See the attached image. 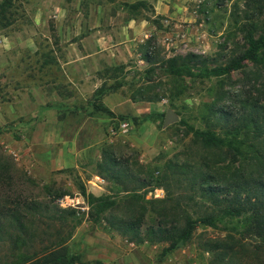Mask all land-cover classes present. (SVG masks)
I'll use <instances>...</instances> for the list:
<instances>
[{"label":"rangeland","instance_id":"1","mask_svg":"<svg viewBox=\"0 0 264 264\" xmlns=\"http://www.w3.org/2000/svg\"><path fill=\"white\" fill-rule=\"evenodd\" d=\"M246 1L11 2L6 19H0V207L5 198L17 196L39 206L35 211L18 208L27 230L25 244L18 248L9 238L12 223L0 214V264L33 252L42 258V249L52 244L76 254L83 264H103L95 258H133L125 264H210L206 240L225 241L237 252L245 242L259 243L229 225L197 226L189 240L163 252L167 241L137 242L104 219L113 215L126 220L142 212L144 231L159 211L168 224L171 214L194 215L205 202L189 184V169L226 174L242 166L246 173L253 170L248 162L222 159L219 150L193 131L220 133L224 125L214 113L220 105L235 116L242 111L240 101L256 98L264 110V64L243 60L239 68L210 78L173 76L155 65L144 78L141 72L148 64L139 49L148 39L156 59L191 52L205 57L207 65H224L244 50L248 30L254 35L264 30V8L257 13ZM137 2L142 3L129 7ZM129 19H146L151 26L123 31ZM101 85L114 87L105 95L129 99L142 90L152 99L135 101L141 107L137 116L117 115L103 105V96L92 98ZM166 109L173 110L176 120L163 127ZM121 122L127 123L125 130ZM169 164L183 171L175 167V173ZM82 188L116 205L91 207ZM64 196L74 197L76 207H60ZM256 258L264 264L262 251ZM237 259L257 264L249 253Z\"/></svg>","mask_w":264,"mask_h":264},{"label":"trees","instance_id":"2","mask_svg":"<svg viewBox=\"0 0 264 264\" xmlns=\"http://www.w3.org/2000/svg\"><path fill=\"white\" fill-rule=\"evenodd\" d=\"M13 0H0V19H6V11ZM142 2L129 4L130 8H135ZM247 7L256 9V12L264 8V0H247ZM264 28V23H263ZM148 39H146L147 41ZM146 41L140 44L141 60L148 67L141 74L147 78L148 74L159 65L169 75L173 76H193L199 78H210L225 75L230 71L240 67L243 60H249L257 66L264 64V30L254 35L251 31L245 34L244 50L231 57L224 65H207V59L195 53L184 55H173L170 57L156 59L155 52L148 49ZM146 75V76H144ZM264 84V80L262 81ZM114 87L98 86L92 93L94 100L100 99ZM136 95H130L131 101H151L149 96H143L142 90ZM242 111L232 116L227 114L222 105L214 109L217 123H223V130L216 133L214 130H194V136L201 137L204 144L219 150L222 159L240 160L248 162L253 168L246 173L245 167L233 169L230 173H212L200 169H189V184L193 191L205 202L199 208V212L194 215L186 213H173L168 224L161 219L162 213L156 211L153 219L145 225L144 231L140 230L143 223V213L138 216H127L126 220L116 218L113 215L104 217L106 223L119 230L121 234L130 233L134 240L147 241H167L168 245L163 248V252L172 250L176 243L184 242L191 238L193 230L197 226L217 228L231 227V230L241 233L245 237L259 239L258 244H241V252L234 249L232 244L227 242H217L213 240L204 241L206 250L211 255L210 264H246L237 258L249 253L253 256L257 264L258 252L264 255V110L259 106L256 98L240 101ZM223 119V120H222ZM246 135H249L248 138ZM242 165V164H241ZM183 171L178 164H169V168ZM3 171V170H2ZM3 172L0 173L2 175ZM155 184L160 185V177H155ZM87 202L92 207L97 205L103 208H110L116 205V201L105 196H94L91 193L85 194ZM135 200L134 195L130 196ZM0 207V214L5 216L10 225L9 238L12 240L14 248L22 247L25 244V229L23 219L25 218L18 208L23 207L31 211L39 206V202L28 201L20 198H5ZM207 201V202H206ZM156 202V201H155ZM151 204L153 201L150 202ZM56 205V204H55ZM54 205V206H55ZM43 207H47L44 204ZM56 207V206H55ZM61 213L74 216L73 209H59ZM55 209V210H57ZM201 210V211H200ZM63 216V215H61ZM59 216V217H61ZM182 221L178 224V221ZM232 225V226H231ZM240 227L241 230H236ZM42 258H37V253L33 252L22 260L12 261L10 264H78L79 258L74 253H68L61 245H50L40 252Z\"/></svg>","mask_w":264,"mask_h":264},{"label":"crops","instance_id":"3","mask_svg":"<svg viewBox=\"0 0 264 264\" xmlns=\"http://www.w3.org/2000/svg\"><path fill=\"white\" fill-rule=\"evenodd\" d=\"M149 24L151 26V23H148L146 19H142L138 22H135L133 19H129L128 23L122 27L123 31H133L134 29H142L144 25ZM132 27V28H131ZM101 101L103 105H105L109 111L117 114V115H125L127 117H134L139 115L140 113V104L139 102L131 101L130 99L123 98L119 95H104L101 98ZM99 262L103 264H125L124 261L131 262L133 261V258H95ZM149 259L150 258H143ZM83 264V263H79Z\"/></svg>","mask_w":264,"mask_h":264},{"label":"built area","instance_id":"4","mask_svg":"<svg viewBox=\"0 0 264 264\" xmlns=\"http://www.w3.org/2000/svg\"><path fill=\"white\" fill-rule=\"evenodd\" d=\"M121 128H123V130L126 129L127 127V123L126 122H121L120 125H119ZM75 198L74 197H67V196H64L63 198H60L58 200V205L60 207H76L75 203H77V200H74Z\"/></svg>","mask_w":264,"mask_h":264},{"label":"water","instance_id":"5","mask_svg":"<svg viewBox=\"0 0 264 264\" xmlns=\"http://www.w3.org/2000/svg\"><path fill=\"white\" fill-rule=\"evenodd\" d=\"M175 120H176V115L174 114L173 110L166 109L164 112L163 119H162V126L165 127L166 125L174 122Z\"/></svg>","mask_w":264,"mask_h":264}]
</instances>
